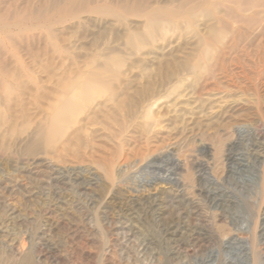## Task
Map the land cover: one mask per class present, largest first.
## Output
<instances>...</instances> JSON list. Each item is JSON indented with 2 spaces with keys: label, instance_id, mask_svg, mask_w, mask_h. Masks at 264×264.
<instances>
[{
  "label": "rangeland",
  "instance_id": "1",
  "mask_svg": "<svg viewBox=\"0 0 264 264\" xmlns=\"http://www.w3.org/2000/svg\"><path fill=\"white\" fill-rule=\"evenodd\" d=\"M136 1L159 11L160 23L170 19V28L147 35L148 17L133 10ZM70 4L0 0V15L47 8L45 29L14 41L36 84L26 83L28 93L0 115L17 127L28 117L35 127L48 112L44 95L58 82L90 83L94 72L108 84L77 112L69 133L80 139L67 143L64 155L30 152L28 141L0 127V264H214L207 262L213 244L199 241L185 222L196 225L199 214L211 226L225 225L202 193L206 178L234 189L228 157L246 160L257 143L264 156V18L242 31L230 26L195 74L199 37L209 36L210 22L198 17L189 29L179 0ZM5 57L0 53V62L12 68ZM107 57L115 61L103 67ZM37 86L44 92L36 94ZM260 176L240 179L255 192L238 189L230 197L254 200ZM225 210L244 213L241 204ZM125 225L134 231L120 239L116 228ZM239 248L225 258L239 262Z\"/></svg>",
  "mask_w": 264,
  "mask_h": 264
},
{
  "label": "bare ground",
  "instance_id": "2",
  "mask_svg": "<svg viewBox=\"0 0 264 264\" xmlns=\"http://www.w3.org/2000/svg\"><path fill=\"white\" fill-rule=\"evenodd\" d=\"M85 1L86 0H71L70 6L72 8H83L82 4ZM179 1L180 5L178 10L183 11L186 16V26L189 29H192L198 17H203L210 22V25L208 24L206 26L209 36L207 38L199 37V44L202 46L201 56H199L191 67V70L195 74H198L204 61L210 58L212 47L222 43L226 33L230 31V26L239 25V29L242 31L244 30L243 28L248 29L254 27L261 18H264V0ZM134 3L133 10H140L148 17L147 29L149 30L147 35L153 36L154 33H159V30H167L170 28L169 26L172 24L170 19H168V21L166 20L167 22L164 23L159 22L162 19L159 11H155L156 9L152 10L146 6L144 8H139L140 3L138 4L137 1ZM76 4L79 6H76ZM55 9H57V6ZM46 12L47 8L45 9V7H42V9H27L24 12L14 11L0 15V53H4L6 60L14 61V66L12 68L8 67L4 60L0 62V110L5 108L11 111L12 100L18 101L24 94L28 93L25 84H36L31 75L33 71L31 72V70L17 57V49L14 41L17 38H30L31 33L45 29L43 21ZM134 37L135 36H130L128 38L131 45H135ZM30 56L37 60V58H39V52H31ZM114 61L115 58L107 57L102 66L106 67L108 63ZM90 75L92 77L94 76V80L90 83H83L79 81V79L68 80V82L60 81L57 84L59 88L56 89V91L54 90L46 93L44 96L49 99L47 103L48 112L38 125H34L35 127H32V121L28 117L25 119L26 127H17V122H10L5 115H0V127H8L13 140L20 139L28 141L30 152H36L44 147L48 150H53V152H59V155H64L69 151L72 145L70 144V146H67V143H71L72 140L79 141L80 139L77 131L72 135L69 133V130L74 128L69 127V125H74L77 112L94 103L93 99L96 94L100 93V87H106L108 85L97 73L93 72ZM36 88V94L44 92L39 86ZM52 95L54 97L51 98ZM67 140L68 142H66ZM258 144L259 143H257L255 149H253V154L246 160L236 159L234 156L228 157L227 160L232 162L231 164L233 165V167L229 169L232 179L229 178V182L234 185V189L222 188L220 181L217 179L206 178L210 186L203 188L202 193L207 197V200L210 201L212 207L219 211L216 215L218 221H224L225 225L218 226L214 224V226H211L210 222L198 214L196 210L197 207L194 208L195 211H189L187 214V219H191V216L198 214V220H196L197 224L194 226L189 225L190 222L188 221L185 222L186 229L191 228L192 230V228H194L198 234L199 241L213 244L212 246H214V250L208 257V263L264 264V156L260 155V151L258 152ZM257 172L261 174V188L260 191L256 190V198H254V200L240 201L239 199L235 200L234 197H230V195L236 190L238 191V189L251 190L250 188H252L250 194H252V191L255 192L254 187H251L247 181H240V179L246 177L247 174L256 175ZM237 175H240V178L237 177L238 180L235 179ZM249 177L248 179H250ZM68 178L70 179V177ZM184 200L186 203L188 202L187 199L184 198ZM238 204H241L243 208V215L227 216V211L225 210L227 205L229 207L231 205L238 206ZM187 205L189 206L190 204ZM244 225L246 227H244ZM118 228L119 230L116 231V236L118 238L120 237V239L121 237L125 238L129 236L130 233L134 231L132 225L117 226L116 229ZM235 245H240L238 249L239 262L225 258L226 254H232L231 250H233L232 247ZM23 264H32V262L30 259H27Z\"/></svg>",
  "mask_w": 264,
  "mask_h": 264
}]
</instances>
